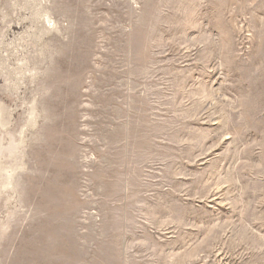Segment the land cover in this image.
<instances>
[{
  "label": "rangeland",
  "instance_id": "obj_1",
  "mask_svg": "<svg viewBox=\"0 0 264 264\" xmlns=\"http://www.w3.org/2000/svg\"><path fill=\"white\" fill-rule=\"evenodd\" d=\"M0 264H264V0H0Z\"/></svg>",
  "mask_w": 264,
  "mask_h": 264
}]
</instances>
